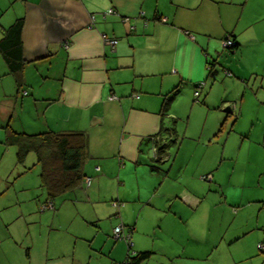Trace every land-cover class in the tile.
I'll list each match as a JSON object with an SVG mask.
<instances>
[{
  "label": "rangeland",
  "instance_id": "obj_1",
  "mask_svg": "<svg viewBox=\"0 0 264 264\" xmlns=\"http://www.w3.org/2000/svg\"><path fill=\"white\" fill-rule=\"evenodd\" d=\"M198 7L193 15L210 31L206 37L215 43L210 59L216 64L200 80L207 85L199 97L192 81L176 83L179 92L166 117L172 131L162 143L168 153L162 172L153 174L166 176L164 192L185 186L199 205L177 201L173 209H146L137 226L138 211L128 199L120 214L109 198L103 200L112 215L98 197L91 202L77 192L42 209L49 202L35 153L18 163L16 146L5 143L1 128L0 264L6 255L10 264H117L138 248L153 251L142 264H264V249L258 247L264 245V0H204ZM233 29L241 43L237 53L223 46ZM153 147L143 146L148 162ZM143 170L150 168L138 172L139 186L131 174L126 195L140 190L145 197L152 184L161 186ZM206 174L212 178L204 179ZM119 225L131 232L130 240L115 238Z\"/></svg>",
  "mask_w": 264,
  "mask_h": 264
},
{
  "label": "crops",
  "instance_id": "obj_2",
  "mask_svg": "<svg viewBox=\"0 0 264 264\" xmlns=\"http://www.w3.org/2000/svg\"><path fill=\"white\" fill-rule=\"evenodd\" d=\"M189 1L0 0V39L4 29L24 19L21 43L25 61L23 85L17 92L16 80L0 55V129L5 136L7 124L29 133L85 132V173L91 183L77 193L87 194L91 202L98 197L97 202L111 215L114 209L103 200L109 198L114 208L113 202L118 201V214L127 199L134 201L138 211L135 226L146 209H173L177 201L199 205L200 198L185 186L178 193L164 192L166 176L153 174L162 172L160 165L168 153L167 142L162 144L168 131L160 134V130L162 121L168 128L166 117L173 94L179 92L176 83L192 81L196 91L215 44L206 37L210 32L204 28L206 24L193 15L204 0ZM230 34L239 44L237 53L241 43L235 29L227 37ZM109 39L117 43L112 46ZM202 82L201 92L207 85ZM168 98V112L162 116ZM25 111L29 116L20 114ZM145 143L155 146L149 162L143 155ZM160 147L162 154L157 152ZM147 165L150 171L143 170L142 175L161 186L152 184L154 190L149 188L145 197L140 190L126 195L131 174L139 186L138 172ZM46 208L50 207H42ZM138 250L148 249L135 252ZM25 255L30 258V251ZM9 259L6 255L5 264L11 263Z\"/></svg>",
  "mask_w": 264,
  "mask_h": 264
},
{
  "label": "trees",
  "instance_id": "obj_3",
  "mask_svg": "<svg viewBox=\"0 0 264 264\" xmlns=\"http://www.w3.org/2000/svg\"><path fill=\"white\" fill-rule=\"evenodd\" d=\"M24 19H17L11 26L3 30L0 39V55L5 59L8 72L16 79L17 92L23 85L22 69L25 61L22 57L21 33ZM234 45L228 47L233 53L239 47L235 35L230 34ZM227 38V37H226ZM209 72L216 64L215 59L207 61ZM199 85V84H198ZM198 87V86H197ZM171 98L166 99L162 107V116L168 112ZM7 145L16 146V160L23 164L29 153L36 155V164L40 166V181L46 191L47 201L52 202L58 197L88 187L84 180L85 164L88 157V137L83 131L58 132L53 130L28 133L14 130L10 124L5 126ZM172 131L165 128L163 121L160 134ZM155 135L154 137H156ZM163 148L158 149L161 151ZM131 248V245H128ZM260 248V247H259ZM261 249V248H260ZM264 249V248H262ZM152 255V251L128 253L123 262L117 264H142Z\"/></svg>",
  "mask_w": 264,
  "mask_h": 264
},
{
  "label": "built area",
  "instance_id": "obj_4",
  "mask_svg": "<svg viewBox=\"0 0 264 264\" xmlns=\"http://www.w3.org/2000/svg\"><path fill=\"white\" fill-rule=\"evenodd\" d=\"M111 12V10L109 11ZM166 18H162V20H165ZM108 42L114 46L116 43H117V40L115 39H109ZM232 45H234V42L232 41V39L230 37H227L224 41H223V46L225 48H228V47H231ZM229 73V72H227ZM204 83L205 82H200L198 87H197V90L195 91V95L197 97L200 96L201 94V88L204 86ZM26 93V92H25ZM112 98H116L115 96H112ZM84 183L86 186H89L90 183H91V177H86L85 180H84ZM53 203L52 202H49V204L45 205L43 208L45 207H52ZM113 205L117 208L119 207L120 203L118 201H114L113 202ZM114 233H115V238L116 239H126V240H130L131 239V232H125L124 231V228H123V225H119V226H116L115 227V230H114ZM258 247H260L261 249L264 248V245L263 244H259Z\"/></svg>",
  "mask_w": 264,
  "mask_h": 264
}]
</instances>
